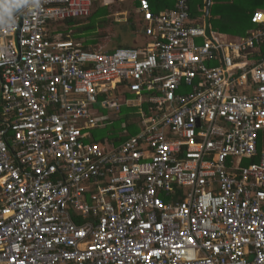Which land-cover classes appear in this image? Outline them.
I'll list each match as a JSON object with an SVG mask.
<instances>
[{
  "label": "built area",
  "instance_id": "2783aa9c",
  "mask_svg": "<svg viewBox=\"0 0 264 264\" xmlns=\"http://www.w3.org/2000/svg\"><path fill=\"white\" fill-rule=\"evenodd\" d=\"M107 1L0 0V264H264V11L235 42L187 0H137L140 47L58 37ZM101 91L157 110L102 147Z\"/></svg>",
  "mask_w": 264,
  "mask_h": 264
},
{
  "label": "trees",
  "instance_id": "16d2710c",
  "mask_svg": "<svg viewBox=\"0 0 264 264\" xmlns=\"http://www.w3.org/2000/svg\"><path fill=\"white\" fill-rule=\"evenodd\" d=\"M153 8L154 5L159 6V0H149ZM163 0L160 2L162 3ZM125 3L126 8L129 6L128 11L123 22L119 23L108 19L111 8H120V4ZM166 5L171 3L170 0L165 1ZM191 13L197 11V7H201V0H189ZM136 7V2L133 3ZM161 6V5H160ZM264 7V0H211V6L209 9V21L213 29L226 35L229 39L238 41L241 37L247 36V30L252 27L250 21L251 15L257 8ZM152 8V9H153ZM91 12L86 17L70 18L61 23L56 22L57 31H59L61 39L76 38L83 44V50H97L98 46L103 43V38L106 36L104 28L110 26L111 22L114 25H119L120 28L116 33V39L120 40L123 35H136L139 40L138 34L141 32V28L135 25V14L133 7L126 1L115 0L114 3H106L99 5L95 3ZM86 22L83 25H79L81 21ZM61 25L62 27H60ZM138 32V33H136ZM141 35V34H139ZM133 46L125 41H121L117 46L119 48ZM128 95V94H127ZM136 108H130L122 106L117 110H111V112L103 113V120L98 122L97 127L92 132L91 140L98 143H110L109 145L117 146L125 141L129 136L134 135L138 131L137 123L122 124L128 117L134 116Z\"/></svg>",
  "mask_w": 264,
  "mask_h": 264
},
{
  "label": "crops",
  "instance_id": "0c3cea01",
  "mask_svg": "<svg viewBox=\"0 0 264 264\" xmlns=\"http://www.w3.org/2000/svg\"><path fill=\"white\" fill-rule=\"evenodd\" d=\"M115 0H110V1H107V2H96L98 3L99 5H104L106 3H114ZM118 1H126L127 3H129L133 9H134V14H135V25L139 28L142 27V24H141V21L139 19V15H138V11H137V0H118ZM161 0L158 1V4L159 6H156L154 5L156 8H153L152 6V11L154 13H160V12H163V11H168L169 9L172 8L173 4H174V0H170L171 3H169L168 5H166L165 1L167 0H163L162 3L160 2ZM136 2V7L133 6V3ZM150 2V1H149ZM188 2V6H189V20H188V23L190 24H193V25H198V24H205L206 26H208V28H210L215 36L221 40V41H224V42H235L236 40L234 39H228L226 35H222V33L216 31L215 29L212 28L211 24H210V21H209V9H210V6H211V0H210V4H209V8L207 10V0H201V7H197V11H195V13H191V8H190V4H189V0H187ZM95 4V3H94ZM161 5V6H160ZM92 10V9H91ZM257 10H261V11H264V7H259L256 9ZM137 11V12H136ZM126 14V13H125ZM124 20V19H122ZM117 21V20H116ZM118 22H120V20H118ZM256 27H254V25L252 24V27L250 29L247 30V35L251 32V30H254ZM57 29V27H56ZM56 33L58 35V37L60 38V34H59V31L56 30ZM138 33V32H136ZM141 34V35H139ZM138 34L139 36V40L136 38V41L133 43V46H128V47H140L141 45H143L148 39L147 37H145V35L143 34V32H140ZM137 35V34H136ZM61 39V38H60ZM63 40H73V41H76L77 43H79L78 47L82 49V42L76 38H68V39H63ZM196 42H200V41H196ZM119 44V41L116 42L115 44H107V43H102L98 46V49L97 50H93V51H104V52H112L114 51L115 49H117V47L115 46H118ZM120 45H121V41H120ZM110 47H113V48H110ZM122 47V46H120ZM119 47V48H120ZM85 51H89V50H85ZM247 54L249 57L251 58H255V59H259V58H262L264 57V45L259 47V48H254V49H248L247 50ZM128 93L125 91V86L123 84H119L115 89H114V93H113V96L112 97H116L117 99H123V97H129V94L127 95ZM149 95L150 93L149 92H144L143 93V102L140 104V105H125V103L122 104V106H126V107H130V108H136L137 111L136 113L134 114V116L132 117H128L126 121L123 122L122 124V127H124V124H129V123H137L138 125V131L136 133H138L142 128H143V125H144V122L141 121V117H144L146 118L149 114H151L152 112H155L157 110V106L155 103H151L148 101V98H149ZM106 98V93L101 91L98 93V100H97V103L93 106V113H95V116L97 114V117L98 118V121L100 120H103L104 115L103 113L105 112H111V110L113 109H107V108H101L100 104H101V100L105 99ZM100 107V108H99ZM121 107V106H120ZM117 111V110H115ZM135 133V134H136ZM134 134V135H135ZM132 136V135H131ZM130 137V136H129ZM92 138V137H91ZM98 143V142H97ZM102 145V147H105L107 148L109 146L110 143H99ZM111 146V145H110ZM113 146V145H112Z\"/></svg>",
  "mask_w": 264,
  "mask_h": 264
},
{
  "label": "rangeland",
  "instance_id": "374dc122",
  "mask_svg": "<svg viewBox=\"0 0 264 264\" xmlns=\"http://www.w3.org/2000/svg\"><path fill=\"white\" fill-rule=\"evenodd\" d=\"M115 6H117V5H115ZM115 6H112L114 8L113 9L111 8L110 14L108 15V19H110L111 21L117 20V22H118V20H120L119 23L122 24V23H124L122 19H124V17L129 14V6L126 8L125 3H121L119 6L120 8H116ZM127 11H128V14H125V13H127ZM85 22L86 21L83 20L80 22L79 25H83ZM59 23H61V22L59 21ZM110 24H111L110 26H108L107 28H104V31L106 32V36L102 40L103 43L105 42V43L111 45V44H115L118 41L119 42L125 41L128 44H133L136 41V38H137L136 35H132V36L123 35L122 38H120V40L116 39V33H117L118 29L120 28V26L114 25L113 22H111ZM59 26L62 27L61 25H59ZM115 47H117V46H115ZM110 48H113V47H110Z\"/></svg>",
  "mask_w": 264,
  "mask_h": 264
},
{
  "label": "water",
  "instance_id": "95a60500",
  "mask_svg": "<svg viewBox=\"0 0 264 264\" xmlns=\"http://www.w3.org/2000/svg\"><path fill=\"white\" fill-rule=\"evenodd\" d=\"M9 1H10V3H13L12 0H9ZM209 4H210V0H207V10L209 8Z\"/></svg>",
  "mask_w": 264,
  "mask_h": 264
}]
</instances>
